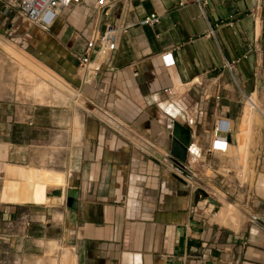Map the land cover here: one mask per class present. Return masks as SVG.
Returning <instances> with one entry per match:
<instances>
[{"label": "crops", "instance_id": "1", "mask_svg": "<svg viewBox=\"0 0 264 264\" xmlns=\"http://www.w3.org/2000/svg\"><path fill=\"white\" fill-rule=\"evenodd\" d=\"M9 1L0 0V29L7 24L16 42L80 89L97 114L82 142L68 130L61 147L54 141V110H29L21 121L7 122L0 190L8 166L52 169L46 166L52 160L37 157L52 147L63 152L54 170L65 174V184L43 188L40 201L0 200L3 223L19 225L18 237L6 242L44 256L53 241L70 250L75 264H264V211L237 229L216 222L220 205L200 190L216 200L214 194L188 168L182 175L170 156L173 122L190 134L189 143L211 145L219 119L235 136L247 97L260 120L252 128L264 134V0H208L203 8L189 0H118L102 19L116 28L115 49L82 86L73 53L80 54L90 36V7L78 4L46 30L29 29L22 18L10 20ZM151 13L158 22L142 24ZM165 52L172 66L164 65ZM234 60L228 71L224 63ZM13 135L18 141L7 138ZM230 137L222 136L228 145ZM57 188L77 190L73 210L64 195H48Z\"/></svg>", "mask_w": 264, "mask_h": 264}, {"label": "rangeland", "instance_id": "2", "mask_svg": "<svg viewBox=\"0 0 264 264\" xmlns=\"http://www.w3.org/2000/svg\"><path fill=\"white\" fill-rule=\"evenodd\" d=\"M78 4L87 8L90 7V14L94 16L93 0H81ZM76 5L63 12H71ZM13 18L26 20L28 28H32L33 24L21 16L17 10L10 9V20ZM6 26L7 24H5V29H0V140L5 138L4 135L6 132L4 129L9 120L21 121L23 119L22 115L27 114L29 110H38L39 108L45 107L46 109L55 111L53 129L55 130L56 136H54V141L59 143V147L62 146L61 143H65L66 131L68 130L73 141L82 142L83 135L88 136L86 134L87 125L90 122L94 124L96 119L93 114L97 113L89 108V102L83 98L81 92L77 91L71 82L61 77L75 91L72 95H68L66 93L67 91L61 92L60 89L54 86L53 82L33 72V69L25 61L39 64V66L44 65L38 61L32 52L16 42L10 30L6 31ZM40 28L47 29L46 27ZM9 48L12 51H9ZM76 73L77 75L79 74L78 68ZM29 74H33L31 75L33 78L29 77ZM56 75L59 76L58 74ZM42 80L49 86H47V89L43 93V101L39 100L40 98L33 94L32 88L35 86V82ZM253 100L251 99L250 101L255 104L257 109V104ZM247 102V100H244L242 103L243 109ZM255 111L252 112L250 118V129L247 136L241 134L239 126L235 136L233 130L225 134L227 137L231 135V141L229 139L230 145H228L225 153L212 155L208 153L211 145L196 144L198 149H201V162H190V164L188 161L186 162V164L190 165L187 167V170H190L195 175L194 179L198 184L206 187L214 194L212 197L216 199L218 205L222 204L219 196L223 195L222 199L224 201L236 207L238 215L241 218L238 222V227L243 221H247L249 218L262 217L264 211V134L252 128L254 120L257 119L256 124L260 123ZM98 117L103 121L108 119L103 115H98ZM208 124L209 122L206 121L205 128H208ZM110 125L116 128L115 125L111 123ZM77 130H79V133ZM126 135L130 137L128 133ZM201 136L206 138L207 135L201 133ZM7 138L18 141L17 135H13L12 137L7 136ZM243 145L247 147V156L243 160L244 162H242L240 154ZM58 152L60 154L63 153L57 147H52V149L46 151H37L38 158L52 160L50 164L46 165L47 168L52 169L8 166L4 180L5 183H3L0 190V200L4 202L14 200L40 201L43 188H47V186L54 188L63 186L65 184V174L62 171L54 170L56 169L54 166V158H56ZM28 173L33 175L34 179L28 180ZM11 180L15 182L9 183ZM4 186H8V188L3 190ZM32 195L33 197H30ZM48 200L53 201L54 198L50 197ZM18 227L19 225L14 223L13 225L6 226L0 218V264H58L59 256L65 250L64 247L57 248L55 246L54 251H50L48 245V247L44 248V256H38L40 252L36 251L37 248L33 246H27L24 251L21 248V252L17 250L18 247L16 245L11 244L10 246L6 242V239L15 236L18 237ZM21 254L25 255V260L18 261V257ZM35 254L37 255L35 256Z\"/></svg>", "mask_w": 264, "mask_h": 264}, {"label": "built area", "instance_id": "3", "mask_svg": "<svg viewBox=\"0 0 264 264\" xmlns=\"http://www.w3.org/2000/svg\"><path fill=\"white\" fill-rule=\"evenodd\" d=\"M81 0H10L8 2V9L17 10V12L25 17L31 24L47 28L51 25L56 16L63 11L71 9L74 5L80 3ZM118 0H94L93 27L89 38L85 41L83 49L80 54H74V59L77 62L79 69L78 79L80 86L90 85L94 78L98 75L103 61H105L116 46L115 35L116 28L112 23H103V17L108 16L111 8ZM195 2L201 8L205 7L208 0H189L188 2ZM185 3H179L182 6ZM159 17L155 13L146 16L142 24L157 23ZM162 61L166 67L173 65V59L170 52H165L161 56ZM237 61H226L224 67L228 71H232ZM80 92V89H77ZM250 101V98H246ZM230 132V124L226 119H219L214 126L211 146L208 153L212 155L223 154L226 152L228 142L222 138L223 134ZM187 161L190 164V158L193 157L195 162L201 161V149L195 147L193 143H189L186 148ZM189 157V160H188ZM264 158V153H263ZM189 164L184 167L190 166Z\"/></svg>", "mask_w": 264, "mask_h": 264}, {"label": "bare ground", "instance_id": "4", "mask_svg": "<svg viewBox=\"0 0 264 264\" xmlns=\"http://www.w3.org/2000/svg\"><path fill=\"white\" fill-rule=\"evenodd\" d=\"M8 50L9 51H12L11 48H9ZM20 52H22V51H20ZM25 63H27L33 69V72H35L39 76H42L43 78L47 79L48 81L53 82L54 83V86L57 89H60L61 92L67 91L66 93L68 95H72L75 92L72 89V87H70V85L68 83H66L64 80H62L61 77L57 76L50 69H48L46 66H41V65L39 66V64L38 65L37 64H33L30 61H25ZM31 75H33V74H29V77H32ZM34 85L35 86L32 87L33 88V92H34L33 94L37 95L38 98H40L39 100L43 101L42 100V96H43L44 91L47 89V86H48L47 83L42 80L40 82H35ZM254 110H255L254 103L252 101H248L247 104H246V106L244 107V109L242 111V115H241L240 123H239V129H240L241 134L243 136H247V134L249 133V129H250V118H251L252 112ZM78 131L79 130H77V132ZM77 132H75V133L77 134ZM193 144L195 145V147L197 149L198 148L197 145L195 143H193ZM240 154H241V157H242V162H244L243 160H245V158L247 156V147H246V145H243L242 146L241 151H240ZM190 162L191 163L192 162L195 163V159L193 157H191L190 158ZM27 176H28V180L34 179L33 178V175H31L29 173H28ZM132 178H133V176H132ZM133 190H134V188H133ZM219 197H220L219 200L221 201L222 204L219 206L218 210L213 215V219L215 221H217V222H220V224L222 223L223 225H226V226H229V227H232V228H237L238 227V222L240 221L241 218L238 215V212H237L236 207L233 204H231V203H229L227 201H224L222 199L223 198V195H220ZM58 199H59V201H61V198H58ZM133 201H135V199ZM129 202H131V200ZM131 205L133 207V204H131ZM129 207H130V205H129ZM48 245L50 247L49 250L51 251V250H53L55 248L56 243L53 242V241H51V242L48 243ZM58 264H75L74 256L71 254L70 250L65 249L60 254L59 259H58Z\"/></svg>", "mask_w": 264, "mask_h": 264}, {"label": "water", "instance_id": "5", "mask_svg": "<svg viewBox=\"0 0 264 264\" xmlns=\"http://www.w3.org/2000/svg\"><path fill=\"white\" fill-rule=\"evenodd\" d=\"M171 139L172 144L170 148V156L176 159V168L182 175H188L186 168L184 167V163L186 162V148L190 141L189 133L181 132V125L178 122H173L171 126ZM202 195L212 204L218 205V202L212 199L208 193L204 190H200ZM49 196L56 197H66L67 202L70 203V209L73 210L75 208L76 198H77V190L73 188H68L66 190L63 189H53L48 192Z\"/></svg>", "mask_w": 264, "mask_h": 264}]
</instances>
